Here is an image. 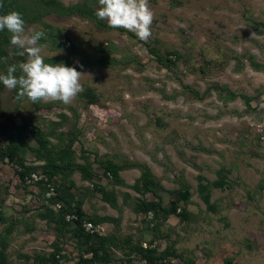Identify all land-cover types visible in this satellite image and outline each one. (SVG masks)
Masks as SVG:
<instances>
[{"label":"rangeland","instance_id":"374dc122","mask_svg":"<svg viewBox=\"0 0 264 264\" xmlns=\"http://www.w3.org/2000/svg\"><path fill=\"white\" fill-rule=\"evenodd\" d=\"M59 1L99 7L98 0ZM149 7L154 19L147 42L124 29L99 28L76 15L48 14L40 22L25 23L26 32L46 33L45 23L74 43L78 52L68 53L52 48L45 36L39 41L41 55L53 59V64L70 63L84 74L83 91L95 98L89 102L80 92L68 105L32 103L1 86L0 146L6 145L5 136L19 129L22 121L52 131L56 136L49 137V143L56 147L73 136L69 161L74 167L68 175L72 191L76 199H85L88 216L100 210L94 200L103 199L101 186L114 194L121 212L116 206L115 210L107 208L114 216L104 232L109 230L107 235L119 241L108 253L127 260L124 264H142L137 255L122 256L126 236L129 243H146L157 253L171 249L166 264L178 260L207 264L205 255L212 257L211 264H224L225 258L220 263L222 255L239 264H264V0H149ZM6 49L7 58L17 65L25 60L13 45ZM59 135L62 141L57 144ZM24 143L18 153L27 163L33 155L28 147L36 146L27 130ZM105 159L148 167L153 192L131 187L140 173L136 167L124 166L118 172L123 184L113 183L102 173L99 161ZM1 163L0 215L4 220L0 236L15 220L14 229H38L47 245L50 233L43 234L44 223L33 216L40 201L22 191L14 163ZM79 169L90 177H81ZM55 178L61 180L58 175ZM220 179L221 186L210 184ZM198 183L205 185L208 205L197 193ZM179 186L186 193H174ZM156 193L168 206L176 200L189 213L184 220L171 214L161 221L158 212L157 231L166 238L153 229L149 213L131 211L133 202L156 199ZM157 239H164L161 250L156 248ZM42 242H23L20 249L43 250ZM15 243L8 244V262H16L14 253H21Z\"/></svg>","mask_w":264,"mask_h":264},{"label":"trees","instance_id":"16d2710c","mask_svg":"<svg viewBox=\"0 0 264 264\" xmlns=\"http://www.w3.org/2000/svg\"><path fill=\"white\" fill-rule=\"evenodd\" d=\"M17 11L22 14L25 23L30 22H40L41 18L45 15L51 14L57 17H67L71 15H76L82 18L89 19L95 26L99 28H110L104 20H100L96 16V10L87 2L63 4L59 0H0V14H6L9 11ZM48 30L45 33L46 39L48 40L50 46L55 49H65L68 53L78 52L77 47L74 43L70 42L69 39L59 32L54 31L47 24ZM122 31V28L116 29ZM12 46L10 43V33L5 29L0 31V73H6V68L9 65L16 64L15 61L9 60L7 58L8 51L7 47ZM14 50H18L13 46ZM169 54H173L174 57H178V53L171 51ZM17 56V55H16ZM20 58V57H19ZM167 62L173 64V59L165 57ZM53 59H46V63H52ZM156 61L162 66L165 64L159 56H156ZM65 66H71L70 63H65ZM257 65V64H256ZM19 72H17V75ZM3 86L0 83V87ZM12 95L17 97V90H12ZM82 94H85L82 91ZM87 100L91 102L94 100L95 96L91 92L85 94ZM8 122L13 124L12 120L8 117ZM21 131L15 130L13 133L7 134V143L4 146H0V166L1 162L6 161L9 164L14 163L16 168V176L18 183L21 184L23 188L22 191L30 193L40 202L34 209V218L38 220H43L45 225L51 226L54 230V235L49 243L50 250L47 252H35L31 255L18 253L16 258L21 259L19 264H57L61 258H65L64 254H61L63 250V244L67 240L73 242V247L76 250V260L75 264H92V263H108L117 260L118 264H124L127 260L115 259L111 257L108 250L117 248L119 241L115 240L114 235H99L96 230L86 231L81 226L82 219L89 220L93 226L98 224L103 218L99 217H89L83 214L81 209L82 199H76L73 193L74 185L72 181L68 178V175L72 168L69 158L71 155L70 144L75 141L73 136H71L66 144L61 147H56L49 143V137L56 136L52 131L37 129L32 125H28L26 121L18 126ZM25 130L30 133V136L36 142L35 147H28L32 150L33 155L31 161L26 163L22 158V154L18 153L23 149L24 146V136ZM19 140V141H18ZM62 138L60 135L56 137L57 144H60ZM21 149V150H20ZM18 153V155H16ZM66 159V160H64ZM36 162V163H35ZM102 164V173L113 179V183L122 185L123 182L118 176V172L124 169V166L136 167L140 169L139 176L134 179L131 187L138 191H151L150 186L154 183L151 173L143 164H117L109 159L104 161H99ZM81 172V177L88 179L90 177L89 173L79 169ZM31 173L41 174L48 180L52 185H54V193L49 198L44 197V193L47 190L46 181L43 179H38L35 181L26 182V178H29ZM58 175L61 180L55 178ZM28 184V187L24 188V184ZM214 187L221 186V179L214 180L210 182ZM205 185L198 183L197 193L201 200L208 205V195L204 193ZM100 195L107 202L110 207L115 206L114 194L111 191L102 186L99 189ZM174 193L179 194L182 192L186 193V188L177 187L173 190ZM204 193V194H202ZM58 204L56 208H53ZM170 206V207H169ZM169 206L163 202V199L156 193V199H140L133 202L132 211L134 213H149L151 220L154 222L153 229L157 231L158 226L161 221H165L169 216L174 215L179 218V220H184L189 215L187 209L183 205H178L176 200H170ZM160 212V219H157V214ZM73 214L75 219L65 220L64 214ZM108 218V217H107ZM4 220L2 215H0V221ZM17 225L15 220L9 222V226L3 228L0 236V264H18L15 262H8V253H6V247L8 245V235H10L13 230L15 231V226ZM22 226V225H21ZM27 231L25 227L21 228ZM160 236H165L166 234L158 232ZM122 246H126V250L123 251V257L128 258L129 256L137 255L139 259L145 261V264H166V259L172 254L171 249L167 250L163 248L157 253L154 248L149 247V245H139L136 242L133 244L129 243V238L125 239V243ZM89 253L88 257H83V254ZM224 264H237L232 260L225 258L223 260Z\"/></svg>","mask_w":264,"mask_h":264},{"label":"clouds","instance_id":"9594fccd","mask_svg":"<svg viewBox=\"0 0 264 264\" xmlns=\"http://www.w3.org/2000/svg\"><path fill=\"white\" fill-rule=\"evenodd\" d=\"M98 5L97 18L105 20L110 28H122L144 42L151 37L154 13L149 0H98ZM5 29L10 33L11 45L20 50L19 55L25 60L7 66L6 73H0V83L9 91L17 90L18 98H27L32 103L71 104L83 91L80 80L84 74L63 62L46 63L39 44L45 32L34 29L26 32L21 13L13 10L0 14V31Z\"/></svg>","mask_w":264,"mask_h":264},{"label":"crops","instance_id":"0c3cea01","mask_svg":"<svg viewBox=\"0 0 264 264\" xmlns=\"http://www.w3.org/2000/svg\"><path fill=\"white\" fill-rule=\"evenodd\" d=\"M73 181H74V179H72ZM74 183H75V181H74ZM76 184V183H75ZM126 196V195H125ZM84 201H85V199H83V202H82V205H81V209L83 210V214L85 215V216H88V214L89 213H87L86 211H85V209H84V205H83V203H84ZM95 201H97V207L100 209L99 211H96V213H95V215H90L89 217H99V218H103L98 224H96L95 225V227H96V231H97V233L99 234V235H107V234H111V233H109L110 231L108 230L107 232H104V228H106L107 227V225L109 224V221L111 220V218L110 217H112V216H114L112 213H110L108 210H107V208H109V209H113V210H115L114 209V207H110L108 204H107V202H105V200H103V199H101L100 197L98 198V199H96V200H94V203H95ZM115 206L117 207V209H119V211H120V207H119V205L115 202ZM132 211V210H131ZM121 212V211H120ZM133 212V211H132ZM91 214V213H90ZM133 214H138L139 215V213H134L133 212ZM108 217V218H107ZM169 219H170V216L168 217ZM121 220V219H120ZM39 221H41L42 223H44V221L43 220H39ZM132 224H135L134 223V221L132 222ZM37 230L38 229H31V231H24V230H21V227H19V228H17V229H15V231L13 230V232L11 233L12 235L9 237V239L10 240H8V244L10 243V244H12V245H14V241L17 243H15L16 244V247L18 248L19 247V252H21V253H23V254H32V253H34V251L35 250H31V252L29 253V252H27V250L25 251V250H23V249H20V246H22L23 245V242L24 243H37V242H42L41 240V237H40V235H39V232H37ZM40 230H42L41 232L43 233V234H47V232L48 233H50V234H48L49 235V237H50V240L48 241V243H47V245L44 243V242H42V244H44V248H43V250H40V249H38V251H35V252H39V253H41V252H47V251H49L50 250V246H49V243L51 242V240H52V238H53V235H54V230L52 229V227L50 226H47V225H45V223L43 224V226H42V229H40ZM101 230V231H100ZM39 231V230H38ZM132 231H133V229H132ZM28 233H31L26 239H23V236H24V234H28ZM38 234V235H37ZM113 234V233H112ZM46 237V236H45ZM160 237H162V236H160ZM126 238H128L127 236L126 237H124L123 239H122V243H125V239ZM163 238H166V236H163ZM156 239V238H155ZM157 240H159L160 241V244H159V247H156V248H158V249H162L163 248V246H164V239H163V242H161V239H157ZM133 242H136V241H131L130 242V244H133ZM152 242H155V241H152ZM7 247H8V245H7ZM6 247V250H8V248ZM172 248H177V245H173V247ZM31 249V248H30ZM28 251H29V249H28ZM222 252H223V250H221ZM9 254L10 253H8V256H9ZM16 254H18V252H15L14 253V256H15V259H16V262L15 261H13V262H15V263H18L19 264V261H21V259H19V258H16ZM61 254H64L65 255V258H61L59 261H58V263L57 264H75V260H76V250H75V248L73 247V242L71 241V239L70 240H67L66 242H65V244H63V250L61 251ZM90 254L89 253H86V254H83L82 256L83 257H88ZM223 257H221L220 258V263H221V261L223 260V258H226L224 255H222ZM210 258H212V257H210L209 255L207 256V255H205V257H204V261L207 263V264H211V261L210 260H212V259H210ZM227 258L228 259H230V260H232L233 262H236L237 264H239V262H237V261H234L233 260V258H231V257H228L227 256ZM207 260V261H206ZM172 261V260H171ZM209 262V263H208ZM172 263H174L173 261H172ZM92 264H102V263H92ZM105 264H118V262H117V260H114L113 262H108V263H105ZM176 264H183L182 263V261L181 260H178V262L176 263ZM195 264H197V261H195ZM218 264V263H217Z\"/></svg>","mask_w":264,"mask_h":264},{"label":"built area","instance_id":"2783aa9c","mask_svg":"<svg viewBox=\"0 0 264 264\" xmlns=\"http://www.w3.org/2000/svg\"><path fill=\"white\" fill-rule=\"evenodd\" d=\"M38 179H43L44 181H46V187H47V190L46 192L44 193V197L45 198H49L51 195H53L54 193V190H53V187L54 185H52L48 180H46V178L44 176H42L41 174H36V173H31L29 178H26V182H29V181H35V180H38ZM58 206V204H56L55 206H53V208H56ZM150 216V215H149ZM64 218L65 220H71V219H75V216L73 214H64ZM81 226L84 230L86 231H92L93 229L96 230V227L92 225V223L87 220V219H82L81 221ZM142 246L145 245V243H141ZM142 264H145V261L142 260L141 261Z\"/></svg>","mask_w":264,"mask_h":264}]
</instances>
